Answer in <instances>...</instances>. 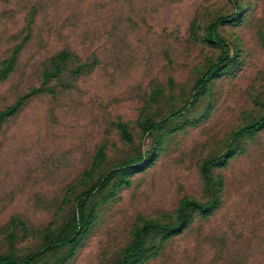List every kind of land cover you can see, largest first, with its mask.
Masks as SVG:
<instances>
[{
    "label": "rangeland",
    "instance_id": "374dc122",
    "mask_svg": "<svg viewBox=\"0 0 264 264\" xmlns=\"http://www.w3.org/2000/svg\"><path fill=\"white\" fill-rule=\"evenodd\" d=\"M262 117L264 0H0V256L264 264Z\"/></svg>",
    "mask_w": 264,
    "mask_h": 264
},
{
    "label": "trees",
    "instance_id": "16d2710c",
    "mask_svg": "<svg viewBox=\"0 0 264 264\" xmlns=\"http://www.w3.org/2000/svg\"><path fill=\"white\" fill-rule=\"evenodd\" d=\"M233 17V15H230L228 18H219L216 22H214L211 27H210V37L212 39V41L216 44H219L221 46V48L223 49V53L222 55L218 58V61L216 63H213L208 70L204 73V75L202 76V78L199 80L198 85L199 86H205L206 83L213 78L214 76H216L218 70L221 68L222 64H225L229 61H231L233 56H230V48L229 45L226 44L224 41L221 40V38L219 37L218 33H217V26L218 24H220L221 22L228 20L229 18L231 19ZM173 117L177 116V113H174L172 115ZM157 126V123H151L149 125V131L154 130ZM264 129V117H262L261 119L247 125L244 126L243 128H241L238 132L237 135H243L245 133H255L258 132L260 130ZM224 157H215L209 161H207L204 165L205 170H207L208 168H210V166L212 165H216L220 162L223 161ZM82 204H79V207ZM194 206L196 207H200V208H205L202 205H200L199 203H193ZM33 260V256H27L23 259H18L12 256H0V264H31Z\"/></svg>",
    "mask_w": 264,
    "mask_h": 264
}]
</instances>
